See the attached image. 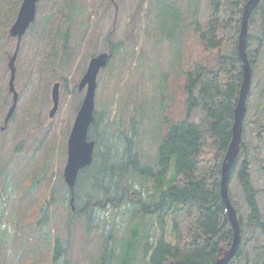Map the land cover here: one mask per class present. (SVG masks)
<instances>
[{"label": "trees", "instance_id": "16d2710c", "mask_svg": "<svg viewBox=\"0 0 264 264\" xmlns=\"http://www.w3.org/2000/svg\"><path fill=\"white\" fill-rule=\"evenodd\" d=\"M246 2L207 0V20L203 23L200 20L202 0H156L158 12L155 14L160 18L158 29L163 37L179 44L171 69L163 75L165 82L159 84V116L148 115L147 119L144 112L137 118L133 116L131 132H124L120 127L122 117L109 122L110 112L105 105L102 110L95 111L88 132V140L95 142L92 163L79 171L73 188L65 185L66 236L60 237L50 226L56 186L51 189V198L44 201L40 217L32 228L31 225L17 228L24 238L34 236L33 239L41 244L38 248L47 252L48 264H69L72 221L78 219L85 221L88 234L96 229L101 232L103 244L94 259L95 264H216L222 246L231 245L233 230L221 196V173L232 139L234 110L243 81L238 46ZM66 7L70 10L69 19L78 13L70 0H66ZM82 11L79 8V12ZM58 15H49L46 21V27L55 28L54 37L62 34L57 28L59 25L54 24L60 18ZM257 17L259 31L253 32ZM67 32L64 31V38L61 36L64 48L67 47ZM145 32L149 34L147 28ZM134 42L140 46L141 36L136 35ZM113 48L114 52L126 57L122 44ZM246 51L254 70L264 57V0L250 15ZM196 52L198 58L193 59V69L184 70L180 60L186 55L193 57ZM112 62L110 59V67ZM174 68L177 71H173ZM172 76L183 82L180 87L185 106L181 117L171 108L173 94L168 91ZM260 109L264 112V91ZM139 110L141 107L136 104V111ZM195 110H198V118L191 120ZM144 120L154 123L152 128H147L152 141L154 139L158 145L155 156H145L139 151ZM258 134L263 136L264 129ZM241 148L243 152L249 150L243 141ZM240 158L239 154L232 172L237 173L249 208L248 217L245 219L241 215L239 218L242 234L248 223L264 232V213L257 198L264 188L260 191L252 182L251 161L248 158L240 161ZM260 168L264 172V164ZM44 178L45 175L39 174L29 191L33 192ZM3 193L6 195L4 201L8 202L9 194L5 190ZM2 197L0 194V199ZM107 206L124 207L121 211L128 221L125 234H119L121 227L115 216L101 215ZM167 219L171 223L169 235L164 228ZM154 226H159L160 232L156 240L151 238ZM6 228L4 238H0L1 246L9 242L6 240L9 227ZM36 232L38 235L32 236ZM245 242L228 264H237V259L244 254ZM29 258L27 254L20 257V261L24 264ZM32 258L36 259L35 255ZM244 262L264 264V246L253 258L246 256Z\"/></svg>", "mask_w": 264, "mask_h": 264}, {"label": "rangeland", "instance_id": "374dc122", "mask_svg": "<svg viewBox=\"0 0 264 264\" xmlns=\"http://www.w3.org/2000/svg\"><path fill=\"white\" fill-rule=\"evenodd\" d=\"M22 1L0 0V194L3 196L0 199V238H4L5 228L9 227L6 237L9 242L0 245V264H22L20 257L27 254L30 258L24 264H48L47 252L40 250L38 246L41 244L33 239V235H38L37 232L32 234V239H26L19 230L28 225L32 228L40 217V208L45 200L51 198V189L56 186L50 226L60 237L67 234L68 211L64 206L67 184L64 168L68 157L69 135L86 93V88L79 90L78 86L91 58L107 52L113 61L111 67L108 62L98 74L95 111L102 110L105 105L110 112L109 122L122 117L120 120L123 125L120 127L124 132H131L133 116L137 118L143 112L147 119L148 115L159 116V84H164L163 75L171 69L179 44L163 37V32L158 29L160 18L155 14L158 12L156 0H70L78 9V13L72 14L71 21L66 0H39L35 21L18 46L17 37H10L9 32ZM206 1L202 0L200 12L203 23L207 20ZM79 8L83 11L79 12ZM55 14L60 15L54 24L59 25L57 28L62 34L54 37L52 32L55 28H50V25L46 27V21L49 15ZM258 24L259 17L252 28L253 32L259 31ZM146 28L149 34L145 32ZM64 31H68L66 48L61 37L66 36ZM136 35L141 36L140 46L134 42ZM118 43L127 52L125 58L122 53L114 52L113 46L116 47ZM17 46L15 86L20 97L15 112L5 126L4 120L13 101L12 94L8 92V57L14 54ZM196 58L197 52L193 57L186 55V58L180 60L182 68L192 70L193 59ZM173 71H177V68ZM252 74L242 135V141L249 150L243 152L241 148L239 154L240 161L245 158L251 161L252 182L262 191L264 172L260 167L264 164V135L260 136L258 131L264 129V112L260 109L264 90V57ZM176 77L172 76L176 85H172V79L168 92L173 94V112L181 117L185 96L180 87L183 82L180 79L177 81ZM57 81L61 83L59 107L56 114L50 117L53 107L52 88ZM136 104L140 105L141 111H136ZM197 113L198 110H195L191 120H197ZM144 123L140 130L139 151L145 156H155L158 145L154 139L152 141L148 130L154 123H149V120H144ZM2 126L5 128L2 129ZM39 174L45 175V178L30 192ZM4 190L9 194L8 202L4 201ZM229 191L239 218L243 215L246 219L249 208L236 172H231ZM257 198L264 213V192H260ZM122 208L107 206L101 211L102 216L116 217L121 235L126 233L128 227L127 216L122 213ZM151 220L155 222L154 218ZM72 223L74 229L69 264H95L94 259L103 244L100 230L88 234L84 220L78 219ZM170 227L171 223L167 219L164 227L167 235ZM153 233L154 237L151 238L156 240L160 235L159 226H154ZM244 241V254L237 259V264H244L246 256L253 258L257 251L262 250L264 232L258 226L248 223L244 225L241 246ZM33 248L36 259L30 253ZM41 256L44 259L42 263Z\"/></svg>", "mask_w": 264, "mask_h": 264}, {"label": "water", "instance_id": "95a60500", "mask_svg": "<svg viewBox=\"0 0 264 264\" xmlns=\"http://www.w3.org/2000/svg\"><path fill=\"white\" fill-rule=\"evenodd\" d=\"M39 0H23L18 12L16 21L10 28V36L18 37L19 41L25 34L30 24L35 20L36 5ZM114 1V0H112ZM261 0H247L241 22V31L239 35V55L243 63V81L240 89L237 105L234 110V122L232 127V139L228 146V150L223 162L221 173V194L226 206V213L232 225L233 240L229 248H221V254L218 257L216 264H228L237 254L241 242V226L237 209L232 203L229 194V181L232 168L238 158L241 150V141L243 135L244 120L247 111V98L252 86L253 69L247 56V36L248 22L251 13L259 5ZM111 54L102 52L91 58L88 69L79 83V89L86 88V93L83 102L79 108L74 125L68 139V157L64 168V179L70 188H73L76 183L79 171L90 165L93 160V152L95 142L88 140V132L91 123L94 120L95 110V95L97 89V77L100 70L107 65ZM17 53H15L9 61L11 69V79L9 89L14 93L13 104L10 107L5 118V124L12 117L18 101V92L15 90V61ZM60 82H55L52 88L53 107L50 111V117H53L59 107L60 101Z\"/></svg>", "mask_w": 264, "mask_h": 264}, {"label": "bare ground", "instance_id": "6f19581e", "mask_svg": "<svg viewBox=\"0 0 264 264\" xmlns=\"http://www.w3.org/2000/svg\"><path fill=\"white\" fill-rule=\"evenodd\" d=\"M249 62H250V60H249ZM250 64H251V62H250ZM251 67H252V65H251ZM252 68H253V67H252ZM235 164H236V162H235ZM221 196H222V194H221ZM223 201H224V200H223ZM232 203H233V201H232ZM233 205H234V203H233ZM234 207H235V205H234ZM227 216H228V215H227ZM240 226H241V225H240ZM241 235H242V230H241ZM232 240H233V239H232ZM241 243H242V236H241V242H240L239 250L241 249V248H240V247H241ZM231 244H232V243H231ZM230 246H231V245H230ZM230 246H229V247H230ZM229 247H228V248H229ZM239 250H238L237 254L235 255V257L238 255ZM235 257H234V258H235ZM234 258H233V259H234Z\"/></svg>", "mask_w": 264, "mask_h": 264}, {"label": "flooded vegetation", "instance_id": "af4514ba", "mask_svg": "<svg viewBox=\"0 0 264 264\" xmlns=\"http://www.w3.org/2000/svg\"><path fill=\"white\" fill-rule=\"evenodd\" d=\"M2 127H3V126H2ZM2 127H1V128H2ZM240 250H241V249H240ZM240 250H239V251H240Z\"/></svg>", "mask_w": 264, "mask_h": 264}]
</instances>
